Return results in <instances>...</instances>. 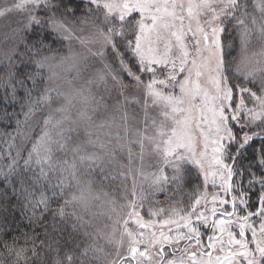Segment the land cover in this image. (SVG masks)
Segmentation results:
<instances>
[{
  "label": "snow or ice",
  "instance_id": "snow-or-ice-1",
  "mask_svg": "<svg viewBox=\"0 0 264 264\" xmlns=\"http://www.w3.org/2000/svg\"><path fill=\"white\" fill-rule=\"evenodd\" d=\"M0 264H264V0H0Z\"/></svg>",
  "mask_w": 264,
  "mask_h": 264
},
{
  "label": "rangeland",
  "instance_id": "rangeland-1",
  "mask_svg": "<svg viewBox=\"0 0 264 264\" xmlns=\"http://www.w3.org/2000/svg\"><path fill=\"white\" fill-rule=\"evenodd\" d=\"M158 199H159V205L158 206H163V205L167 204V201L165 200L163 193L159 194Z\"/></svg>",
  "mask_w": 264,
  "mask_h": 264
},
{
  "label": "trees",
  "instance_id": "trees-1",
  "mask_svg": "<svg viewBox=\"0 0 264 264\" xmlns=\"http://www.w3.org/2000/svg\"><path fill=\"white\" fill-rule=\"evenodd\" d=\"M18 227H20V228H21V230L23 229V226H22V225H18Z\"/></svg>",
  "mask_w": 264,
  "mask_h": 264
}]
</instances>
